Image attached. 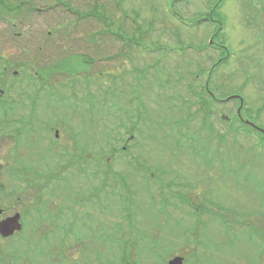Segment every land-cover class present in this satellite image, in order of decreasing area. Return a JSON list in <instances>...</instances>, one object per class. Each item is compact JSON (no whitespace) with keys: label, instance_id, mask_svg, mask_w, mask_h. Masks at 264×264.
<instances>
[{"label":"rangeland","instance_id":"rangeland-1","mask_svg":"<svg viewBox=\"0 0 264 264\" xmlns=\"http://www.w3.org/2000/svg\"><path fill=\"white\" fill-rule=\"evenodd\" d=\"M69 1L73 7L81 9L83 19L77 21L76 28L79 26L76 37L54 36V48L52 45L50 52H39L38 46H42L44 43L40 38H32L31 34H28L30 39H23V42H20V39L16 40L9 33L3 32L7 29L2 21L5 17L0 20V56L7 58L10 65L17 66L8 69L10 71L8 76L14 80L16 77L13 76V72L17 70L19 73H23L19 78H25L26 74L31 71L24 70V67L34 66L35 58L40 55H43L46 61L51 62L53 59L68 56V52L72 51L75 55L91 54L98 61L119 53L121 49H124L125 53L128 52L129 45L120 43L114 37L105 34L110 30L107 23L88 18L93 1L94 12L104 14L106 18H116L115 28L118 27L121 19H125L127 16L125 13L128 14L127 17L136 19L137 23L146 20L151 26L155 25V28L146 34L150 35L151 38H148L152 40V43L150 42L145 47V51L136 58L137 62L144 60L146 63H155L158 61V65L162 61V64L159 65V68L164 71L161 74L162 79L165 81V78H169L170 83L160 88L155 86L158 96L151 100L149 98L147 102V107L152 112V120L147 122L142 131L145 135L151 133L152 141L145 145L144 156L151 155L152 159H147L139 153L143 136L133 139L134 143L131 146H125L129 157L138 159L141 163L140 167H143L146 173L154 165L153 170L159 169V172L156 174L157 176H154L153 173L150 175L147 173L149 176L143 178L138 176L141 179V184L146 185L144 181H150L147 183V192H145L146 189L142 190L137 181L132 184L131 188L134 191H130L131 198L143 210L140 214L134 210L137 215L133 213L128 215L123 212V209L127 210V198L124 199L125 193L115 195L112 187L116 184L112 181H107L105 190H101L100 194L93 197V206L86 203L83 198L80 200V196L78 198L77 194L72 193L73 190H62V184H51V187L48 188L60 197L57 199L54 196V200H52L53 196H51L50 201L54 202L51 206L60 207L62 202L70 206L77 205L76 214L80 210L83 214L85 209L89 213H93V232H88L83 228L72 230L71 233L77 234L76 238L81 237L82 242L80 245L72 244V247L76 248L66 255L65 249L69 250V244L65 241L74 242L72 238L64 240L69 235L68 229H62L63 225H61L62 228L56 226L46 229L41 226L40 229H34L35 224L31 226V223H26V226L30 228H25L22 230L23 233L16 235L17 244L14 253L27 255L28 264H121L120 260L126 254L128 258H125L127 261L125 264H168L174 257L182 258V264H264V142L258 139V134L255 131L237 126V100H231L224 104L214 102L212 107H203L200 98L195 96L201 86L209 82V79H203V77L194 78L195 72L199 68L206 71L219 57L216 50L204 49V46L210 41L215 27L201 21L206 17L208 9L217 5L219 0H203V3L200 0H168L173 12L177 15L174 17L169 15L165 7L167 0ZM223 4L219 10L221 17L216 16L223 22V29H220L221 32L213 42L221 40L220 42L227 47L231 55L228 62L221 65L219 69L217 68L214 76L210 77L209 86L211 92L222 100L233 96L242 98L244 101L243 117L264 131V59L262 55L264 49V0H225ZM61 9H58L60 11L57 12V16H62L60 28L66 30L69 28L68 25L72 17L69 12L65 11L64 13ZM178 17L182 21L176 20L179 19ZM21 18L20 16L14 21H19ZM9 19L10 16L7 17L8 21ZM43 19H47L45 15ZM43 19L40 18V22ZM48 19L52 20L49 17ZM191 20L193 24L190 25L189 21ZM17 23L20 31L21 23ZM197 23L202 24L195 27ZM38 24L37 19H32L23 27L30 31V29H38ZM128 24L131 25H123V30L130 33L136 24ZM214 25L217 26V23ZM45 26L46 24L43 22V29ZM49 26H55L53 21L49 23ZM146 27L148 28L149 25H145ZM145 28H142L140 32L145 33ZM117 31H122V29H117ZM92 32L101 34L94 38L95 42L90 43L89 38ZM102 32L105 33L102 34ZM135 33L138 37L139 32L136 30ZM157 41L168 47H160ZM150 44L153 45L156 53L146 51ZM58 45L65 47L63 50H57ZM201 46L203 48L199 51L198 48ZM169 47L170 50L167 52ZM165 51L167 53L163 56L162 53ZM32 55L34 59L31 57ZM166 57L167 59H165ZM156 59L157 61H155ZM122 60L123 57L119 56L111 62L98 61L90 68L89 72L93 73V69L96 70V68L110 70L115 66H120ZM186 61H190V64H186ZM128 62L129 60H126L125 65ZM0 66V77H2L4 63H0ZM91 75L93 77L90 78L88 90H85V85L89 82V78L87 80L85 78L89 75L80 73L74 77L78 81L75 93L83 101L80 104L84 110L85 107L90 108L89 95L93 96V101L96 100L95 106H98V101L101 106L100 96L107 92L106 96L110 98L113 95L112 91L116 90L114 87L112 91H108V88L112 87L110 82L108 83L104 78L93 80L94 75ZM127 79L130 80L128 77ZM190 85H192L191 91L188 90ZM46 87L47 89L40 92L42 95L36 102L38 108L35 103L25 98H21V101L2 98L0 111L14 109L18 111V124L21 125L23 119H30L31 124L35 125L37 121H43L46 115L56 116L53 114V110H57V116L61 114V110L62 116L58 119L61 121L60 119L65 117V110L69 105L67 102L63 106V103H60V98L64 100L71 98L70 90L66 85L61 86L59 87L60 94L52 96L48 95L52 86L46 84ZM57 88L54 86L53 90H57ZM119 91L122 94V90H118V93ZM140 93L141 96H144V91ZM13 95L14 92L12 98H16ZM49 96L51 97L47 102ZM146 97H150L149 93L146 94ZM129 98H131L130 95ZM182 101H185V105L189 103L190 109L186 106L183 111L178 112V105ZM1 103L5 106H2ZM172 105L177 106V108H173L175 113H171L169 110ZM84 110L79 117L81 124L85 123L83 119L87 114ZM94 110L96 112V108ZM101 110H103L105 124L115 125L116 132H122V127L119 125L120 120L116 115L117 111L113 113L115 115L114 124L111 116L107 114L109 109L104 105ZM200 110H212V114H206ZM187 111L190 112L189 115H185ZM87 115L89 116V113ZM172 115L176 123L172 120ZM2 116L4 114L0 112V122L5 119L14 122L16 113L8 118H2ZM95 117H92L94 119L93 157L101 151L100 144L105 139L104 131L106 130L105 128L100 129L103 124L99 122L98 116ZM220 117L229 120L223 122ZM79 118L76 121H71L73 129L79 126ZM178 120H181L183 124L178 123ZM88 128H83V130L88 132ZM124 128L126 129V126ZM53 131L54 128H50L51 138ZM180 133H185V137L181 140ZM67 134L68 131H62L61 139L57 142L62 144V138L66 139ZM24 151L25 146L17 147L18 157L22 156ZM13 154L8 144H0L2 168L7 167L6 162ZM105 156L107 160L103 162L113 163V156L108 157V153H105ZM93 157L85 156V161H81V168L89 167L93 163ZM126 158L115 156L113 164L116 174H124L125 169L132 171L135 166L140 168L138 161L135 164L136 161ZM22 160H25L24 156ZM91 169L102 171L104 163H97ZM1 170L3 172V169ZM160 171L164 176L160 175ZM97 173L102 175V172ZM66 174L74 175L76 170L69 169ZM66 174L65 177L69 178ZM133 180L135 178L130 179L131 183ZM155 181L157 182L155 183ZM101 182L99 177H93L89 173L80 188L85 193L91 190L95 192ZM0 184L1 189L10 194V199L14 201L16 196L13 189H18L17 194H19L23 191L19 185H26L24 181L13 182L10 180H1ZM27 198L31 205L34 199L26 197V200ZM151 198H155V203L150 201ZM75 200L77 201L73 202ZM169 201L171 205L168 204ZM164 202L166 203L165 207ZM166 207L168 213H172V216L176 217L179 222L172 216L165 217L163 210ZM129 211H131V206ZM133 215L137 218L129 224L127 217H133ZM41 223L45 226L44 221ZM157 231L161 235L158 236ZM144 234L154 237L155 241L157 240L154 255L146 250L142 251L143 244L146 242ZM136 245H140V248ZM117 246L118 248L122 246L120 252L123 257L118 258L115 255ZM148 248H152V246L148 245ZM17 264L22 263L19 261Z\"/></svg>","mask_w":264,"mask_h":264},{"label":"flooded vegetation","instance_id":"flooded-vegetation-1","mask_svg":"<svg viewBox=\"0 0 264 264\" xmlns=\"http://www.w3.org/2000/svg\"><path fill=\"white\" fill-rule=\"evenodd\" d=\"M91 5L92 9L90 10L88 18L93 19V2ZM59 8H62L61 10L64 13L66 11L71 14L72 18L68 25L70 29L67 28L64 30L63 28H60L62 16H57V12L60 11L58 10ZM44 15L47 18L45 20L43 19ZM8 16H10L9 21L7 20ZM20 16L22 18L19 21H14ZM3 17H5V19L2 21L4 22V26L6 25L5 28H7L6 30H3V32L9 33L10 36L16 38V40L20 39V42H23V39H30L28 34H31L34 39L40 38L44 44L42 46H38L37 49L39 52H50L52 45L54 48L55 41L53 40L56 35L61 37L66 35L67 38L76 37L77 28L79 26L78 25L76 28L77 21L83 19L81 9L79 7H73L69 0H0V20ZM48 17L52 20H49ZM40 18L43 19L42 22H40ZM32 19H37V24L39 23V30L30 29L29 31L23 27L24 24ZM52 21L55 25L54 27L49 26V23ZM17 22L21 23L20 27H22V29L20 31L18 29L19 27L17 26ZM43 22L46 24L44 29L42 27ZM16 29H18V31H16ZM216 36L213 37L212 41H214ZM89 41L90 43H93V32L90 35ZM220 41L221 40L212 42L214 43L212 47L218 51L217 56L220 54V57L216 60L218 64L222 62V59L228 56L225 50V45H223ZM64 47L65 46L63 45H58L56 49L63 50ZM260 48L262 49V47ZM222 52L225 53L222 54ZM71 53L72 51L68 52V56L53 59L51 62L49 60L46 61L43 55L37 56L34 60V66L30 65L28 68L24 67V70L31 71L26 74L25 78H19V76H22L23 73H19L17 70H14L13 76L16 77L14 80L8 76L10 73L8 69L16 68L17 66L10 65L7 58L0 56V63H4V66L2 67L4 71L2 70V74L5 75L4 77L3 75L0 77V101H2V98H10L12 101H15V99H17L16 101H21V98H25L32 101V103H35L36 106L38 105L36 102L39 100V96L42 95L40 92L47 89L46 84L52 86L51 92L48 95L55 96L60 94L59 87L64 85L68 86L70 95L71 93L76 95V88L74 90L73 88L76 86L78 81L74 77L80 74L83 68L93 66L82 64L79 60L82 57H89V59H93V56L91 54L75 55L74 53ZM262 55L264 59V49ZM31 57L34 59L33 55ZM31 64L33 65V62H31ZM119 68H121V65L118 67L115 66L111 68V70H119ZM210 73H212V71L208 68L207 74ZM88 78H91V76H86L85 80ZM54 86L58 87L57 90H53ZM28 87H30L32 91H29L30 89H27ZM13 92V97L16 98H12ZM210 95L211 97H214L212 94ZM216 101V103H227L226 100H222L219 97H216ZM239 105L240 103L238 101V107ZM2 106H5V104H2ZM36 108H38V106H36ZM56 111L57 110H53V114L56 116L46 115L43 121H37L35 125L31 124L30 119H23L22 124H18V111L14 109H3L0 111L4 114L2 118L11 117L13 113H16L14 122L6 119L0 122V144H8L10 146L11 153H14L10 160L6 162L7 167L2 168L0 162V181H24L26 183V185H19L21 187L20 189H23L22 193L17 194L18 189H13V192L15 191L14 195L16 196L15 201L10 199V194L5 193L1 189L0 184V264H17L19 261L22 264H28L29 260L27 259V255L14 253L15 245L17 244L16 235L20 232L23 233L22 230L25 228H30L26 226V223H31V226L35 224L36 226H33L34 229H40L41 226V228L46 229L54 228L56 226L62 228L61 225H63L62 229L69 230L67 232L69 235L66 236V239L64 240L71 238L74 239V242L71 240L65 241L69 244L68 248L70 250L69 252V250L65 249L66 255H69L72 249L76 248L75 246L72 247V244L78 243V245H80L82 242L81 237L76 238L77 234L71 233L72 230L83 228L88 232H93V213H89L86 209H83V214L81 213V210L78 214H76L75 209L77 205L70 206L67 203L63 204L62 202L59 205L60 207L51 206V204L54 203L53 201H50L51 196H53L52 200H54V196H56L57 199L60 198L59 195L57 196L53 193L52 189L48 188L51 187V184L53 183L62 184V190H73L72 193H75V195L77 194L78 198L80 196V200L83 198L86 203L93 206V190L88 191L86 194L85 191L80 188L82 182H84L83 179H86L83 178L85 170H83L84 168H81V161H85V156L87 157L90 155V157H93V126L90 129L88 128V132L83 130V128L86 127L81 124V119L79 118L82 111L65 110V117L60 119L62 122L58 120L59 117L62 116L61 110V114L58 116ZM72 113L73 115H71ZM236 115H241L240 111L237 110ZM49 117H54L55 119H50ZM87 117V114L86 116L84 115L83 121H85ZM78 118L79 126L77 128L75 127L76 129H73L71 121H76ZM238 119L236 118V120L241 123V119L239 117ZM50 128H54L52 138L50 135ZM17 129L19 134H17ZM27 129L29 130L28 132L26 131ZM62 131H68V134L66 139L62 138L61 144L57 141L61 139ZM68 138L69 140H67ZM23 146H25V151L22 156L18 157L16 153L17 147L22 148ZM23 156L25 157V160H22ZM1 169H3V172ZM69 169H75L76 174H66V171ZM65 174L68 175L69 178L65 177ZM26 197L34 199L31 205L28 202V198L26 200ZM78 198L76 199L79 200ZM77 200L73 202H76ZM165 204L166 203L164 202V207ZM168 204L171 205L170 201ZM133 208L136 209L139 214L143 212L138 203ZM165 209L167 213L164 214L165 217H171L172 213H168L167 207ZM123 212L128 215L133 213L132 210L129 211L126 209H123ZM133 214L137 215L135 212ZM135 215H133V220H136L137 218ZM15 218L18 219L20 229L18 231H14L13 234L10 235L4 234L9 231L6 230L7 227H11L10 229L14 228V223L16 225L17 220ZM174 218L179 222L176 217ZM41 221H44L46 227L41 223ZM157 235H161L159 231H157Z\"/></svg>","mask_w":264,"mask_h":264},{"label":"trees","instance_id":"trees-1","mask_svg":"<svg viewBox=\"0 0 264 264\" xmlns=\"http://www.w3.org/2000/svg\"><path fill=\"white\" fill-rule=\"evenodd\" d=\"M94 2V1H93ZM201 3H203V0H200ZM168 3V2H167ZM166 3V4H167ZM96 7V5L94 6V8ZM212 9V8H211ZM210 9V12H211ZM167 10L168 13L171 17L174 16L173 11H172V6L171 3L169 2L167 4ZM217 13V12H216ZM125 15L128 16V14L125 13ZM125 16V19H121L120 23L118 24V27L115 28L114 24L116 22V18L114 17H110V18H106V15L104 14H100V13H96L93 11V19L96 20H101L102 23H107L108 29L110 28V30L108 31V33L102 32V34H108L109 36H113L115 37L119 42L124 43L126 45H129V48L127 49L128 52H123L124 49L120 50V52L114 55H111L110 57H108L107 59L104 58L103 60H98V61H105V62H110L112 59H115L116 57H123V60L121 61V68H119L118 71L116 70H107L105 68H99L96 70L93 69V73L89 72L91 67L88 68H83L81 70V73L85 75V73L87 75H89V77L93 74L94 78L93 80H98L101 78H104L105 80L108 81V83L110 82V85L112 86L111 88H108V91H112V89L114 87H116L115 91H112L113 95H111V97H107L106 93L102 94L100 96L101 100H102V105L99 106V101H98V106H95L96 104V100L93 101V96L89 95V109H87V107H85V110L82 107L81 103V99L79 96L72 94L71 93V98H65V100L63 98H60L61 102L63 103L62 105L64 106V103L66 104L68 102V107L66 108V110H76V111H86V113L88 114L90 112V115L87 117V121L85 120V123L83 124V126H85L86 128L89 127V129L93 126V118H96L95 116H98L99 122L101 124H103V126L100 127V129H106L104 131V135H105V139L104 141L100 144L101 145V151L100 153H97L94 157H93V163L90 164L89 167L84 168V175L83 178H87L86 174H89L91 172V175L93 177H99L100 180H102L100 186L98 189L95 190V192H93V197H96L98 194L101 193V190H105V186L107 184V181H112L114 182L116 185H114L112 187L113 192L115 193V195H123V193H125L124 199L127 198V202L128 204H126L127 206V210H130V206L135 207L137 204L134 200H132L131 198V192L130 191H134L131 186L132 184L137 181V183L142 187V190L148 188L147 183H149L150 181H144L146 185H144L143 183L141 184V179L138 178L141 177L143 178L144 176H149L151 173H153L154 176H157L156 174H158L159 169H154V166L152 168H150L149 172H145L143 167L141 166V163L139 161V167H136L134 169H132V171H129L128 169L124 170V174H120L117 173L116 174V170H115V165L113 164L115 161V156L119 155V157H129L130 155L127 154L126 151V146H131L134 141H132L135 138H139V136H143V140L141 141L142 146L140 149V154L142 156H144V150H145V145L146 144H150V142L152 141V135L151 133H147L145 135V133L142 131V128L147 124V122L152 120V112L149 111L148 107H147V102L150 98L153 97H157L158 96V92L155 86H158L159 88L161 86L164 85H169V81L168 79L165 78V81L162 79V75L164 73V71H162L159 68V65L162 64V61L160 62V64L158 65V61L157 59L155 61L157 62H151V63H146L144 60H141V62H137V56L142 54L143 51H145V47L151 42L152 40L150 39V35H146L148 32H150L151 30H153L155 28V25L151 26L148 21L146 22V20L141 21L140 23L135 22L136 19L132 18V17H127ZM136 18V17H135ZM128 23H135V27H133L132 32L127 33L124 32L123 30V25L127 26V25H131ZM192 23H190L191 25ZM145 25H149V27L145 28ZM132 27V26H131ZM142 28H145L144 32H140L142 30ZM117 29H122V31H117ZM129 29V27H128ZM139 32L138 37H136V33L135 31ZM99 34H101L100 32H97L95 34H93V42H95V39ZM147 37V38H146ZM150 37V38H148ZM150 39V40H149ZM158 45L160 47H168V46H164L160 43V41H157ZM123 45V47H125V45ZM136 47V48H134ZM138 50H134L137 49ZM170 50V47L167 49V52ZM146 51H150L153 53L154 52V48L153 45L150 44ZM166 51L162 53V55L164 56L166 53ZM162 56V57H163ZM149 57V56H147ZM160 58V57H159ZM167 59V57L165 58ZM129 60L128 64L125 65V61ZM162 60V59H160ZM82 64L85 65H95L98 61L97 58H93V59H89V57H82L79 60ZM124 61V63H123ZM79 63V62H77ZM186 64H190V61L187 62ZM216 69H213V67L211 68L212 73H214ZM107 72V73H106ZM212 73L207 74V71L203 70V69H198L197 72H195L194 74V78H200L203 77V79H209L208 83H204L199 92L195 95L198 96L201 100L202 106H207V107H212L214 102L216 101V96L211 92L210 89V77L213 75ZM105 75V76H103ZM116 77H114V76ZM182 76V75H180ZM127 77L130 79L128 80ZM113 78V79H112ZM90 78H89V82L85 85V90L89 89L90 86ZM202 84V83H200ZM76 87L73 88V90ZM118 90H122V94L121 91ZM188 90H192V85L189 86ZM127 91V92H126ZM144 91V96H141L140 92ZM111 94V92H109ZM149 93L150 97H146V94ZM212 94L214 97H211ZM129 95L131 96V98H129ZM120 96V97H119ZM50 97L47 98V102L50 100ZM215 98V99H214ZM97 99V98H96ZM64 100V101H63ZM88 100V94L86 97V102ZM58 101V100H57ZM83 102V101H82ZM188 105H185V101H182V103L180 105L177 106H171L169 108L171 113H175L173 111V108L176 107L178 109V112L183 111V109L188 106V108L190 109V105L189 103H187ZM104 105L109 109V113L107 112V114H109L111 116V120L114 122L115 124V115L113 113L116 112L117 118L120 120L119 125H121L122 127V132H116L117 127L115 125L111 126L110 124H105L104 118H103V107ZM115 106V107H113ZM98 107V108H97ZM101 107V109H100ZM96 108V112L95 109ZM200 111H204L206 114L210 113L212 114V110H200ZM189 111L184 112L185 115H189ZM73 115V113L71 114ZM92 115L93 118L91 117ZM89 118V120H88ZM172 120H173V115H172ZM97 120V119H96ZM174 121V120H173ZM175 122V121H174ZM176 123V122H175ZM178 123H181V120H178ZM205 123V122H204ZM183 124V123H181ZM124 126H126V129L124 128ZM27 132L29 131L28 129L26 130ZM18 129H17V134L18 133ZM185 133H180L179 137L180 140L182 138L185 137L184 135ZM112 136V138H111ZM261 137V136H260ZM195 138V136H194ZM113 139H115L116 141H114ZM262 141L264 142V138L261 137ZM114 142V143H113ZM192 144V143H191ZM125 146V147H124ZM105 153H108V157L109 156H113L112 161L113 163H107V161L103 162L105 159ZM147 159H152L151 155H146L144 156ZM149 157V158H148ZM130 159H132L133 161H136L135 164H137L138 159L134 158V157H129ZM126 158V159H129ZM125 159V160H126ZM104 163V170L102 171H98V170H94L91 169L92 166H96L97 163ZM150 167V164H149ZM97 172H102V175L98 174ZM160 175L164 176L162 174V171H160ZM135 178V180L130 181V179ZM83 181L85 182L86 179H83ZM140 181V182H139ZM84 182H82V184H84ZM157 181H155L156 183ZM119 184V185H118ZM134 186V185H133ZM117 190V192H116ZM145 190V192H147ZM87 194V193H86ZM149 194V193H148ZM164 196V194L162 193V197ZM155 201V198H152V202ZM125 207V206H124ZM166 209H164L163 211H165ZM145 237V243L143 244V247L145 249H147L149 252H154L155 249V239L149 235L144 234ZM151 245L152 248H148V245ZM113 247V246H112ZM136 247H138V245H136ZM114 248V247H113ZM128 248V247H127ZM120 250H122V246L121 248H118L117 246V252L115 253V255H117V257H123V254L120 252ZM125 258H128L127 254L125 257H123V259H121V264H125L127 263V261L125 260ZM119 261V262H120Z\"/></svg>","mask_w":264,"mask_h":264},{"label":"water","instance_id":"water-1","mask_svg":"<svg viewBox=\"0 0 264 264\" xmlns=\"http://www.w3.org/2000/svg\"><path fill=\"white\" fill-rule=\"evenodd\" d=\"M261 132L264 134V131L263 130H261ZM15 219H17V218H15ZM6 225V224H5ZM11 227H7V229L6 230H9V231H7L6 233H4V234H6V235H10V234H13V232L14 231H18L19 229H20V225H19V223H18V219L16 220V225H15V223H14V228H12V229H10ZM0 230H1V226H0ZM182 261H183V259L182 258H180V257H176V258H173L172 260H170L169 262H168V264H182Z\"/></svg>","mask_w":264,"mask_h":264}]
</instances>
